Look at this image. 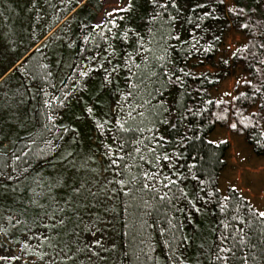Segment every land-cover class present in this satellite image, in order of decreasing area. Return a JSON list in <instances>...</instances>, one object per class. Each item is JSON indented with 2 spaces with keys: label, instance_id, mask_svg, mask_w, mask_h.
Listing matches in <instances>:
<instances>
[{
  "label": "trees",
  "instance_id": "obj_1",
  "mask_svg": "<svg viewBox=\"0 0 264 264\" xmlns=\"http://www.w3.org/2000/svg\"><path fill=\"white\" fill-rule=\"evenodd\" d=\"M87 1L67 12L76 8L74 15L85 16L64 43L42 56L49 41H42L47 31L19 55L17 61L28 54L8 67L6 71L16 64L0 81L2 101L8 97L14 103L6 110L13 111L8 123L0 121V133L8 139L0 142V215L14 205L25 210L34 205L28 199V179L10 185L11 177H3L14 168L38 172L51 157L53 140L71 106L85 98L98 104L109 95L112 78L121 86L119 120L129 129L118 131L117 122L113 123V138L124 157L116 200L124 264H264V218L235 187L222 195L218 176L229 142L208 138L220 125L243 136L256 154L264 155V0H234L233 7L226 0H176V8L169 4L166 9L158 5L168 0H156L155 5L151 0H132L131 7L121 12L126 15L118 27V16L97 24V12ZM198 4L203 7L196 8ZM232 29L246 36L232 60L246 70L247 77L236 84L231 99H217L211 90L218 78L196 66L214 63ZM137 34L155 55L147 65L138 55ZM64 53L70 55L71 66L60 72L52 60ZM129 56L140 69L129 71ZM108 59L119 62L121 69H102ZM138 105L144 118L133 112L135 119H130L128 112ZM2 109L1 105L0 113ZM145 172L156 174L155 179H144ZM165 177L176 183L164 187ZM166 192L168 198L161 199Z\"/></svg>",
  "mask_w": 264,
  "mask_h": 264
},
{
  "label": "rangeland",
  "instance_id": "obj_2",
  "mask_svg": "<svg viewBox=\"0 0 264 264\" xmlns=\"http://www.w3.org/2000/svg\"><path fill=\"white\" fill-rule=\"evenodd\" d=\"M86 2L0 0V75L47 31L42 41H49L41 52L42 56H47L59 43H64L77 21L85 16V13L79 17L74 15L75 8L69 14L67 12L76 3L79 7ZM128 4L129 0L89 2L97 12V24L125 16L121 12L114 16L108 13ZM226 5L233 7L234 0H226ZM115 20L117 27L120 26L121 19ZM245 43L246 36L232 29L226 34L214 63L196 66L198 71L210 70L218 78V85L211 90L213 97L231 99L236 84L247 77L246 70L232 60L234 52ZM110 45L115 50L113 43ZM69 59L70 55L64 53L54 57L52 62L57 70L66 72L71 66ZM101 68L109 71L116 68L117 72L121 64L111 61L107 67L102 65ZM112 80L110 78L108 82L111 88L109 95L102 97L98 104L85 98L71 106L68 117L60 124V135L53 140L52 155L38 172L14 168L3 177H11L10 185L28 179L31 188L28 199L34 205L28 210L14 205L5 215H0V264H124L118 247L116 222L120 160L117 165L111 164L113 158L120 156L119 144L113 138V123L120 119L117 106L121 86ZM7 88L9 90L10 85ZM3 97L0 94L3 106L0 121L8 123L13 111L6 110L14 103L8 97L3 102ZM173 102L172 97L171 106ZM88 108L92 109L91 113ZM7 113L8 117H4ZM99 124L104 125L103 129ZM6 138L0 133V142H8ZM208 138L216 143L229 142L225 165L218 176L222 195H227L229 187H235L257 211H264V155L256 154L243 136L220 125L213 128ZM108 146H111L112 155L108 154Z\"/></svg>",
  "mask_w": 264,
  "mask_h": 264
},
{
  "label": "snow or ice",
  "instance_id": "obj_3",
  "mask_svg": "<svg viewBox=\"0 0 264 264\" xmlns=\"http://www.w3.org/2000/svg\"><path fill=\"white\" fill-rule=\"evenodd\" d=\"M151 3H153V4L155 5V4H156V0H151ZM131 4H132V0H129V4H128V6H126V7H124V8H117V9H114L112 12H109L108 15H109V16H114V14L117 13V12H125V11L128 10L129 7H131ZM169 4H171V6L174 7V8L177 7L176 0H168L167 3H165V4H160V5H158V7L162 8V9H166V8L168 7ZM195 7H196V8H200V7H203V5L198 4V5H196ZM230 10H231V9H230ZM205 15L208 16V15H210V13H205ZM119 18H120V19H123V16H121V17H119ZM171 19L175 20V17H172ZM110 22L113 23V25L115 26V20H112V21H110ZM96 27H100V25H96ZM109 31H110V29H109ZM137 36H138V39H139V41H140V42H139V52H138V55H140V56L143 57V61H142V62H143L145 65H147V62H148L150 59H155V55H154L153 50H152L151 48H146V47L144 46L143 38H142V37H139V34H137ZM173 38L176 39V40H179V39H180L179 36H175V37H173ZM86 39H87V38H86ZM205 51H207V49H205ZM234 55H235V53H234ZM134 59H135V58L129 56V57H128V61H133V62H128V61H126V64H127L128 68H129V71H130V72H131V69H132L133 67H135L136 69H140V65H139V64H135V63H134ZM160 59H163V57H161ZM109 63H111V61H109ZM101 67H102V65H101ZM116 67H119V66L117 65ZM112 71L115 72V71H116V68H113ZM181 71H182V70H181ZM80 75H81V76H87L88 73H87V72H80ZM110 75H111V73H108V76H110ZM132 75H136V73H132ZM108 76L105 77L106 80H108ZM129 79H131V76L129 77ZM140 79L143 80V77L141 76ZM169 79H171V77H170ZM179 80H180V77L177 76V77H176V81H179ZM132 95H133V93L130 91V92L128 93V96L130 97V96H132ZM125 100H127V97H125ZM61 103H63V101H61ZM145 103H148V102L146 101ZM140 107H142V105H138V106H134V107H132L131 110H130V111L128 112V114H127L128 117H129L130 119H135V117H133L132 113H133V112H136L137 115L140 116L141 119H143L144 116H145V114H144L143 111H138V108H140ZM87 111H88L89 113H91V112H92V109H91V108H88ZM48 120H49V121H52V120H53V117H52L51 115H49V116H48ZM117 125H118V129H117L118 131H119V130H123V131H128V130H129V129L124 128V124L121 123L119 119L117 120ZM98 126H99L101 129H103V127H104L103 124H99ZM52 127H55V126L52 125ZM232 127L235 128L236 125L234 124V125H232ZM50 130H51V129H50ZM137 130H138V131H141V132L144 131V129H142V128H137ZM149 131H151V129H149ZM161 139H162V138H161ZM108 148H109V153H108V154H109V155H112V152H111V146H108ZM136 151L139 153V152L141 151V149H140V148H137ZM25 155H27V153H25ZM68 155L71 156V153H69ZM16 159L19 160L20 157L17 156ZM123 159H124L123 156H119V157L113 158V159L111 160V164H112V165H117L118 160H123ZM140 159H143V155H141ZM164 159L167 160L168 157L165 156ZM155 176H156V174H149V173H147V172H145V173L143 174V178L146 179V180L149 179V178H151V179H155ZM164 179L168 181V183L164 184V187H169V185H174V184L176 183V181L171 180L169 177H165ZM120 183L123 184V181H120ZM144 187H145V188H148V187H149V184H148V183H145V184H144ZM76 191L79 192L80 189H76ZM165 198H168V193H167V192L164 194V196L161 197V199H165ZM225 199H228V198L225 197ZM258 215H259L260 217L264 218V211H260V212H258ZM62 222H63V221H61V223H62Z\"/></svg>",
  "mask_w": 264,
  "mask_h": 264
},
{
  "label": "water",
  "instance_id": "obj_4",
  "mask_svg": "<svg viewBox=\"0 0 264 264\" xmlns=\"http://www.w3.org/2000/svg\"><path fill=\"white\" fill-rule=\"evenodd\" d=\"M75 9H76V8H75ZM75 9H74V10H75ZM37 45H38V44H36L35 47H36ZM26 55H28V54H26ZM26 55H25V56H26ZM25 56H24V57H25ZM24 57L20 58V59L17 61L16 64L20 63V62L23 60ZM16 64H15V65H16ZM15 65H14V66H15ZM14 66H12L8 71H6V73H4V75L0 77V80H1L5 75H7V74H8V73L14 68Z\"/></svg>",
  "mask_w": 264,
  "mask_h": 264
}]
</instances>
